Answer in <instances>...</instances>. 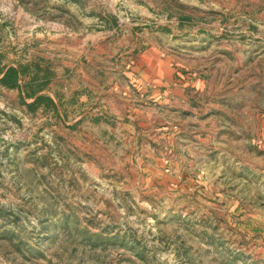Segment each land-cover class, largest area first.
<instances>
[{"label": "rangeland", "instance_id": "obj_1", "mask_svg": "<svg viewBox=\"0 0 264 264\" xmlns=\"http://www.w3.org/2000/svg\"><path fill=\"white\" fill-rule=\"evenodd\" d=\"M9 68L0 264H264V0H0Z\"/></svg>", "mask_w": 264, "mask_h": 264}, {"label": "trees", "instance_id": "obj_2", "mask_svg": "<svg viewBox=\"0 0 264 264\" xmlns=\"http://www.w3.org/2000/svg\"><path fill=\"white\" fill-rule=\"evenodd\" d=\"M2 78L0 80L1 85L7 89L19 88V81L21 77V72L15 68H9L6 71H0ZM41 99H39L40 101Z\"/></svg>", "mask_w": 264, "mask_h": 264}]
</instances>
